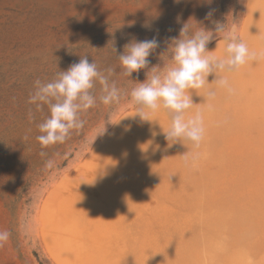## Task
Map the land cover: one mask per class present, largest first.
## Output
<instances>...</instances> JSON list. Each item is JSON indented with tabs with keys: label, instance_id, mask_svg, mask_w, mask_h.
<instances>
[{
	"label": "rangeland",
	"instance_id": "obj_1",
	"mask_svg": "<svg viewBox=\"0 0 264 264\" xmlns=\"http://www.w3.org/2000/svg\"><path fill=\"white\" fill-rule=\"evenodd\" d=\"M247 8L248 0H0V264H59L41 231L40 209L48 190L67 174L75 178L69 189H86L98 197L99 184L79 179L78 170L95 143L122 112L172 80L214 42L242 47ZM244 46L255 55L249 44ZM243 49L234 53L243 54ZM163 121L168 123L163 116L153 121L157 134L150 141L155 145L165 133L157 132ZM253 156L237 154L227 164L226 177L207 188L216 197L244 204L251 214L255 210L252 217L256 212L258 219L249 225L257 219L264 227V176L253 172L259 166L250 163ZM201 158L188 165L199 166ZM91 174L92 168L84 173ZM149 188L140 199L142 211L149 213L161 198L186 212L182 208L189 205ZM196 211L163 225L125 226L120 236L129 244L137 237L153 238L159 249L174 256L184 243L196 245ZM222 224L217 228L229 239L236 229H246L243 223ZM206 234L209 239L218 236L215 231ZM252 253L244 261H262L264 249ZM157 258L152 256V264H171Z\"/></svg>",
	"mask_w": 264,
	"mask_h": 264
},
{
	"label": "bare ground",
	"instance_id": "obj_2",
	"mask_svg": "<svg viewBox=\"0 0 264 264\" xmlns=\"http://www.w3.org/2000/svg\"><path fill=\"white\" fill-rule=\"evenodd\" d=\"M245 17L242 40L255 55L244 45L226 40L208 46L180 68L172 80L144 96L136 107L122 112L112 128L95 143L78 170L79 179L99 184L98 197L86 189H69L67 186L75 178L67 174L48 190L40 209L41 231L59 264H152V256L171 264H249L244 259H250L253 250L264 249V227H260L256 212L252 217L255 210L251 214L244 204L223 200L217 192L216 197L207 188L225 176L237 154L253 153L250 163L259 165L253 172L264 176V0H248ZM243 47V54L234 53L235 48ZM179 77L182 80L178 88L161 97L159 92L171 89ZM151 101L154 104L148 116L134 115ZM131 114L134 116L125 119ZM160 116L168 123H160L157 132L165 131L169 139L162 141V136L155 145L150 140L157 134L154 122ZM144 117L148 121L133 128ZM198 156L204 160L199 166L188 165ZM216 163L220 165L213 166ZM89 168L92 174L87 177L84 173ZM245 180L248 177L241 182ZM185 183L190 189L184 187ZM147 186L191 206L182 208L186 211L182 212L160 198L146 213L140 199L145 198ZM192 186L195 188L191 189ZM137 208L141 211L132 215V210ZM194 209L198 224L193 237L196 245L184 243L174 256L159 249L153 238L137 240V237L129 244L120 236L121 230L130 225L142 223L145 228L153 223L162 224L176 220L182 213L192 214ZM254 217L257 224L250 226ZM227 221L243 223L246 229H236L235 238L229 239V234L226 233L227 238L217 228ZM211 231L218 236L210 240L206 233ZM221 254L231 256L221 258ZM260 257L264 258V253Z\"/></svg>",
	"mask_w": 264,
	"mask_h": 264
},
{
	"label": "water",
	"instance_id": "obj_3",
	"mask_svg": "<svg viewBox=\"0 0 264 264\" xmlns=\"http://www.w3.org/2000/svg\"><path fill=\"white\" fill-rule=\"evenodd\" d=\"M220 41V40H219ZM219 41H216V42H214L211 46H214L217 42H219ZM183 76L184 75H182V77L181 78H183ZM180 77L177 79V81H175V83L173 84V87L170 89L169 87V89L168 88H166V89H164V90H162V91H160L159 92V94H161L160 96L162 97V96H165L166 97V94H169V92L171 91V90H174V88H178V86L180 85V82H181V79ZM167 92V93H166ZM173 92V91H172ZM156 100V99H155ZM154 104V101H151V102H149V103H147L146 104V108L144 109V110H142V109H138V111H136V113L134 114V115H136V114H139L140 116H148V114H150V110L153 108V104ZM145 114V115H144ZM134 115H127L126 116V118L125 119H128V118H131V116H134ZM138 115V116H139ZM142 116V117H143ZM146 118V119H145ZM148 119V117H144L143 119H141V120H137V123L135 122L134 123V125H133V128H136L139 124H141L143 121H145V120H147ZM133 130V129H132ZM164 139H165V141H167L168 139H169V136H167L165 133H163V139H162V141H164Z\"/></svg>",
	"mask_w": 264,
	"mask_h": 264
},
{
	"label": "crops",
	"instance_id": "obj_4",
	"mask_svg": "<svg viewBox=\"0 0 264 264\" xmlns=\"http://www.w3.org/2000/svg\"><path fill=\"white\" fill-rule=\"evenodd\" d=\"M258 260H262V261H260V262H258L257 264H264V258H259Z\"/></svg>",
	"mask_w": 264,
	"mask_h": 264
}]
</instances>
